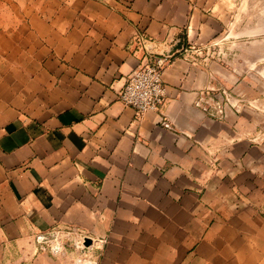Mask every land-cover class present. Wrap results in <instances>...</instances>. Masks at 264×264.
Masks as SVG:
<instances>
[{"label":"crops","instance_id":"crops-1","mask_svg":"<svg viewBox=\"0 0 264 264\" xmlns=\"http://www.w3.org/2000/svg\"><path fill=\"white\" fill-rule=\"evenodd\" d=\"M227 5L0 0V264H264V52L198 56ZM151 54L165 99L137 115L118 92Z\"/></svg>","mask_w":264,"mask_h":264},{"label":"built area","instance_id":"built-area-1","mask_svg":"<svg viewBox=\"0 0 264 264\" xmlns=\"http://www.w3.org/2000/svg\"><path fill=\"white\" fill-rule=\"evenodd\" d=\"M138 42L144 43V32L136 35ZM172 55H148L146 61L140 62L127 76L125 85L118 92V99L125 105L133 108L137 115L147 111L159 110L165 99L164 72L170 63ZM61 231H52L50 234H39L36 238L41 250L49 248L58 252L62 248L64 235ZM64 236V237H62ZM55 240V241H54ZM77 245L85 250V238H80Z\"/></svg>","mask_w":264,"mask_h":264},{"label":"rangeland","instance_id":"rangeland-1","mask_svg":"<svg viewBox=\"0 0 264 264\" xmlns=\"http://www.w3.org/2000/svg\"><path fill=\"white\" fill-rule=\"evenodd\" d=\"M226 7L227 25L222 32V36H230L223 44L214 46L211 50H207L200 54L201 59L212 58V52L219 49H226L231 52L244 50H256L257 44L259 50L264 52V0H227ZM244 42L243 48L240 42ZM230 61L234 66H240L248 61V66H255L256 58L252 59L249 54L248 60L241 59L239 56L233 55L231 58L225 59ZM259 64L264 67V58L259 59Z\"/></svg>","mask_w":264,"mask_h":264},{"label":"water","instance_id":"water-1","mask_svg":"<svg viewBox=\"0 0 264 264\" xmlns=\"http://www.w3.org/2000/svg\"><path fill=\"white\" fill-rule=\"evenodd\" d=\"M87 241V243H90V240H86Z\"/></svg>","mask_w":264,"mask_h":264}]
</instances>
